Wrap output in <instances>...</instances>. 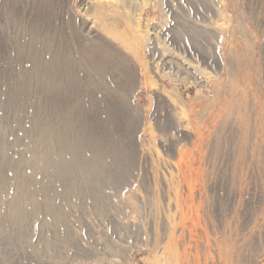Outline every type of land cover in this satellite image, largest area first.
Returning <instances> with one entry per match:
<instances>
[{"label": "rangeland", "instance_id": "1", "mask_svg": "<svg viewBox=\"0 0 264 264\" xmlns=\"http://www.w3.org/2000/svg\"><path fill=\"white\" fill-rule=\"evenodd\" d=\"M97 1L0 0V264H264V0Z\"/></svg>", "mask_w": 264, "mask_h": 264}, {"label": "bare ground", "instance_id": "2", "mask_svg": "<svg viewBox=\"0 0 264 264\" xmlns=\"http://www.w3.org/2000/svg\"><path fill=\"white\" fill-rule=\"evenodd\" d=\"M94 1V0H93ZM95 1H97V0H95ZM109 1V0H108ZM95 3V2H94ZM96 5L95 6H97V5H100V4H102L101 2L100 3H98V1L95 3ZM89 5L90 6H93L92 5V3H91V1H88L87 2V4H86V6H87V8L86 9H88L89 10V8H91V7H89ZM136 42V41H135ZM126 44V43H125ZM126 47V46H125ZM131 48V47H130ZM137 49V48H136ZM132 51H133V49H132ZM138 56V55H137ZM151 58V57H150ZM144 75H145V72H144V70L141 68L140 69V77L142 78V80H145L144 78ZM72 79V78H71ZM57 86V85H56ZM58 88H59V84H58V86H57ZM152 87V86H151ZM150 87V88H151ZM153 88V87H152ZM111 112H112V115L115 117V111H114V109L113 110H111ZM111 121H112V119H110ZM114 120V119H113ZM115 122V121H114ZM112 123V122H111ZM64 143H66L65 145L66 146H69V143H70V146H71V148L73 149H75V146H74V144H72V141L71 142H66V141H64ZM77 152V151H76Z\"/></svg>", "mask_w": 264, "mask_h": 264}]
</instances>
